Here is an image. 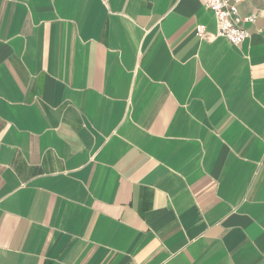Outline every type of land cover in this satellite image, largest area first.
<instances>
[{
	"label": "crops",
	"instance_id": "obj_1",
	"mask_svg": "<svg viewBox=\"0 0 264 264\" xmlns=\"http://www.w3.org/2000/svg\"><path fill=\"white\" fill-rule=\"evenodd\" d=\"M230 45L201 0H0V264H264V0Z\"/></svg>",
	"mask_w": 264,
	"mask_h": 264
},
{
	"label": "built area",
	"instance_id": "obj_2",
	"mask_svg": "<svg viewBox=\"0 0 264 264\" xmlns=\"http://www.w3.org/2000/svg\"><path fill=\"white\" fill-rule=\"evenodd\" d=\"M204 8L209 10L215 18L216 33L211 35L202 25L195 27V34L201 40L224 38L230 45H241L249 38L245 24L254 23L255 14L242 17L238 14V5L245 0H201Z\"/></svg>",
	"mask_w": 264,
	"mask_h": 264
}]
</instances>
